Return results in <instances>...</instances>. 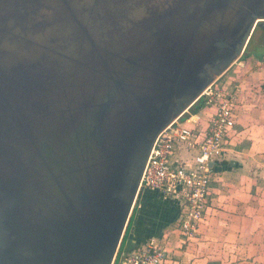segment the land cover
I'll return each instance as SVG.
<instances>
[{
    "label": "water",
    "instance_id": "1",
    "mask_svg": "<svg viewBox=\"0 0 264 264\" xmlns=\"http://www.w3.org/2000/svg\"><path fill=\"white\" fill-rule=\"evenodd\" d=\"M166 17L167 44L143 35L138 50H123L136 37L115 45L111 37L54 77L36 112L22 102L31 101L27 94L38 83L14 79L17 103L0 95V264H112L155 136L199 99L264 23V15L242 16L234 28L237 54L225 60L221 54L233 41L228 29L219 27L209 41L199 39L193 18ZM172 17L180 21L172 24ZM23 106L36 116L39 107L38 159L23 153L25 144L36 145L24 135L32 117Z\"/></svg>",
    "mask_w": 264,
    "mask_h": 264
},
{
    "label": "crops",
    "instance_id": "2",
    "mask_svg": "<svg viewBox=\"0 0 264 264\" xmlns=\"http://www.w3.org/2000/svg\"><path fill=\"white\" fill-rule=\"evenodd\" d=\"M238 63L248 69L235 71L234 83L220 84L236 93L233 134L225 143L222 166L213 169L209 207L193 243L175 245L178 264H264V54ZM197 115L204 122L208 114L202 109ZM137 199L140 210L146 206L149 211H138L133 219L125 253L148 238L161 242L173 230L171 204L148 191ZM169 235L174 243L177 236Z\"/></svg>",
    "mask_w": 264,
    "mask_h": 264
},
{
    "label": "rangeland",
    "instance_id": "3",
    "mask_svg": "<svg viewBox=\"0 0 264 264\" xmlns=\"http://www.w3.org/2000/svg\"><path fill=\"white\" fill-rule=\"evenodd\" d=\"M173 1L177 0H22L13 10H7L9 5L5 2L1 3L0 95L7 96L11 102L17 103L14 97L17 98L21 88L12 82L18 77H21L20 79L23 77L14 76V73L13 76L3 75L4 69L11 66L12 62L13 64L17 62L29 64L39 58L44 62L45 68V63L49 64L55 61L59 63L57 68L60 73L68 71L66 68L71 67L70 59L74 57L81 60L95 51L94 49H104L111 37L115 40L110 43L115 45L116 40L122 35H126L127 32H131L137 22L148 18L154 10L163 12L166 5ZM240 3L239 0H232L227 4L225 12H223V23L230 22L229 20L238 10ZM70 11L72 12L71 16L69 15ZM10 12L12 14H8ZM15 14L22 15L21 19L18 16L15 17ZM77 23H80L86 30V32L84 29L80 30L82 35L76 30L74 32L71 30V27L75 28ZM83 33L89 38H87L89 43ZM252 54H264V33L261 28H256L251 32L242 52L236 58L234 57V60H237H233L220 75L212 78L209 84L218 85L226 80L234 83L233 79L238 75L235 71L248 69V65H239L238 61H244L248 55ZM69 62L70 66H68ZM34 78H38L37 73L34 74ZM37 92L38 90L30 91L29 95L27 94L28 99L36 97ZM52 95L53 93L50 94V96ZM52 100L53 97L49 101ZM24 112L31 115L28 110ZM32 140L36 143L40 142L37 136H34ZM29 155L39 158L34 153H25V156ZM137 198L133 206V208L135 207L134 218L138 211L143 214L149 211L146 206H141L144 209L140 210V201ZM155 209L154 207L152 210ZM128 236L127 233V240Z\"/></svg>",
    "mask_w": 264,
    "mask_h": 264
},
{
    "label": "built area",
    "instance_id": "4",
    "mask_svg": "<svg viewBox=\"0 0 264 264\" xmlns=\"http://www.w3.org/2000/svg\"><path fill=\"white\" fill-rule=\"evenodd\" d=\"M199 98L207 118L181 115L154 138L144 163L137 197L143 191L155 194L176 211L171 243L167 233L161 242L146 239L141 246L120 255L118 264H178L173 250L177 242L193 243L210 203L213 169L223 161L224 147L233 134L236 93L220 84H209ZM184 113V114H185ZM213 166L209 167V164Z\"/></svg>",
    "mask_w": 264,
    "mask_h": 264
},
{
    "label": "flooded vegetation",
    "instance_id": "5",
    "mask_svg": "<svg viewBox=\"0 0 264 264\" xmlns=\"http://www.w3.org/2000/svg\"><path fill=\"white\" fill-rule=\"evenodd\" d=\"M21 1L22 0H0V5L1 3L5 2L6 4L9 5L7 10L9 9L13 10L14 8H16V5L20 3ZM231 1L232 0H177L176 2L173 1L172 3H169L166 5V7L164 8L165 10L163 12H157L156 10L152 11L148 18H145L144 20L137 22L134 28L131 30V32L129 31L127 32L126 35L124 36L122 35L123 37H126L128 35H133L134 38L136 37V40L130 42L129 45L126 46L123 50H126L127 48H131V47L135 48V45H137V50H138L139 43L143 35L147 36L151 42L153 40L157 41V39L159 41H165L171 38L172 36L169 34L170 32L169 26L168 24L166 25V22L168 21L166 15L173 12L177 15H182L183 17L182 20H185V17L187 16L186 19L190 20L193 18L195 22H197L199 39L208 38L207 40L210 41L211 39H214L215 36H213V34L216 33L219 27L228 29L229 31L227 32H230L231 38L233 39V41H236V42H233V41L229 42L227 48L223 47L225 48V51L221 54V57L222 59L228 60L233 55L237 54L236 53V43L240 44V40L238 41L239 33L235 32L234 28L239 24V20L241 19V17L245 16L244 21H248L251 15H254L256 17L260 15H264V0H239L241 3L238 4V10L235 12L234 16L229 20L230 22L223 23L222 19H223V12H225L224 9L225 7H227L228 3H231ZM184 9H185L186 15H184V13L182 12ZM178 11L179 13H177ZM8 14H12V12ZM69 15L70 16L72 15L71 11L69 12ZM197 15H201V16L198 17ZM14 16L17 17L18 15L15 14ZM8 17H12V16H8ZM18 17L19 19H21L22 15ZM170 20L172 24L178 23L180 21L178 19H175V17L170 18ZM255 21L262 22L261 20H257V19ZM142 25L143 26L145 25L144 29L143 28L141 29ZM260 25L262 26L261 30L264 31L263 29L264 23H260ZM149 27H153V29H156L157 33H155L154 30L148 33ZM256 28L257 27H255L254 29ZM82 29H84V32H86L85 28H83V26L80 23H77L75 28L71 27L72 32L76 30V32H78L79 34L81 33L80 35H82V32H80V30L82 31ZM83 36L89 43L88 41L89 38L87 37V35L84 34ZM165 42L167 44L169 40ZM90 44L92 46L91 41H90ZM244 45L242 46L241 52L243 50ZM168 50H171V49H168ZM79 60L80 59H76L74 57L70 59L71 67H67L66 69L70 70L71 68L75 67L76 62ZM70 62L68 63V66H70ZM57 63L55 61L49 64L45 63L46 65V68H45V66H43L44 62L41 61L39 58L37 61L33 63H29V64L24 63V62H17L13 64L12 62L11 66L7 67V69H4L5 71L3 72V74L6 75L7 77L8 75H12L14 73L15 74V75L13 74L14 76L19 75V76H22L23 78L33 81L34 83H38V89H37L38 92H37L36 97L32 98L30 102H27V101L22 102L23 103L22 105L33 106L34 111L36 112L34 103L39 104L42 101V99H44L45 87L47 85H52L54 77L57 76V73L59 71V68H57L59 67L58 66L59 63L58 64ZM36 73L38 76L37 79L34 78V74ZM214 77L215 76H213L212 78ZM20 78L21 77H18L16 80ZM23 107H24L23 113L27 115V118L32 117L30 121L26 123L27 129L24 128V135L29 136V137L37 136L38 127H39L38 124L41 122V118L38 115L39 107L37 109V116L35 115V113L34 114L30 113L31 115H28L26 112H24L25 110H28V108H26V106H23ZM40 147L38 146V143H36L35 148H31L25 144L23 148V153L24 154L26 152H30L31 154L36 153V151H39Z\"/></svg>",
    "mask_w": 264,
    "mask_h": 264
},
{
    "label": "trees",
    "instance_id": "6",
    "mask_svg": "<svg viewBox=\"0 0 264 264\" xmlns=\"http://www.w3.org/2000/svg\"><path fill=\"white\" fill-rule=\"evenodd\" d=\"M204 108V101L202 98H199L197 99V101H195L188 109H187V114H190V115H194V114H197L200 110H202ZM183 116H187L186 114H183ZM222 166V164H221ZM172 210H173V216H172V220L175 219V216H176V211L175 209L173 208V206H171ZM134 210H135V207L132 209V212H131V215L128 219V223H127V226L125 228V231H124V234L122 236V239H121V242H120V245H119V248H118V251L116 253V256L114 258V262L113 264H117V261L119 260L120 258V255H121V252H122V248H123V245H124V242L126 240V237H127V233L129 232V226L131 225V221L132 219L134 218ZM146 240V239H145ZM144 240V241H145ZM143 241V242H144ZM142 242V243H143Z\"/></svg>",
    "mask_w": 264,
    "mask_h": 264
}]
</instances>
